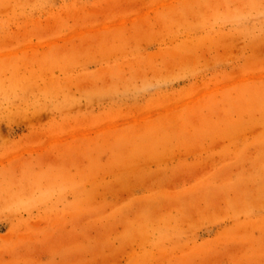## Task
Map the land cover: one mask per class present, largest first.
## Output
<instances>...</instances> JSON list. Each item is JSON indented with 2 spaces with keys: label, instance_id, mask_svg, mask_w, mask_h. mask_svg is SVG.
<instances>
[{
  "label": "rangeland",
  "instance_id": "374dc122",
  "mask_svg": "<svg viewBox=\"0 0 264 264\" xmlns=\"http://www.w3.org/2000/svg\"><path fill=\"white\" fill-rule=\"evenodd\" d=\"M0 264H264V0H0Z\"/></svg>",
  "mask_w": 264,
  "mask_h": 264
}]
</instances>
